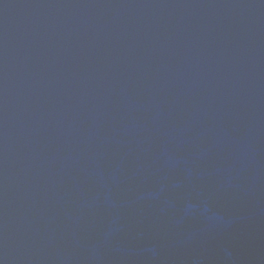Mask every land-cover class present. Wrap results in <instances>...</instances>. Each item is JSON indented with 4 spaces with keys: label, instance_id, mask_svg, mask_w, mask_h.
Returning <instances> with one entry per match:
<instances>
[{
    "label": "water",
    "instance_id": "1",
    "mask_svg": "<svg viewBox=\"0 0 264 264\" xmlns=\"http://www.w3.org/2000/svg\"><path fill=\"white\" fill-rule=\"evenodd\" d=\"M0 264H264V0H0Z\"/></svg>",
    "mask_w": 264,
    "mask_h": 264
}]
</instances>
